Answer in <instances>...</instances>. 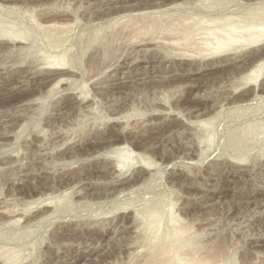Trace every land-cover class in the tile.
<instances>
[{
  "label": "rangeland",
  "instance_id": "374dc122",
  "mask_svg": "<svg viewBox=\"0 0 264 264\" xmlns=\"http://www.w3.org/2000/svg\"><path fill=\"white\" fill-rule=\"evenodd\" d=\"M259 2L220 6L237 18ZM203 6L0 0V210L18 214L0 219V264L14 246L21 264H153L158 244L138 209L154 203L181 221L185 252L215 264H264V71L243 85L264 46L207 65L197 56L186 72L182 54L191 48L167 42L173 34L164 27ZM133 18L140 28L153 18L159 30L132 40ZM5 32L23 33L24 43ZM64 54L75 69L57 88L43 62ZM123 146L152 170L114 177L112 152Z\"/></svg>",
  "mask_w": 264,
  "mask_h": 264
},
{
  "label": "bare ground",
  "instance_id": "6f19581e",
  "mask_svg": "<svg viewBox=\"0 0 264 264\" xmlns=\"http://www.w3.org/2000/svg\"><path fill=\"white\" fill-rule=\"evenodd\" d=\"M222 1L223 0H202V3H204V6L201 7V8H203V10L201 9L202 12L196 13L195 16H189V17L183 18V19H181L182 17H180L178 20L176 19V21L175 20L173 21V24H171L172 26L168 25V27L167 26L164 27L165 28L164 30L166 32H168V34H170V36L172 34H173V36L174 35H180V38L177 40V42L174 41V38H172L173 36L171 38H168L169 40L167 42H169L170 40H173L174 42L171 41V43L179 44L180 41H183L184 44H187V45L184 46L183 43L182 44L180 43V46L182 47L181 49H183V46L185 48L187 46H189L191 48V50L190 49H188V50L184 49V51H187L188 53H191V54H182L183 57L185 56V58L183 60L186 61L187 63L189 62V64H190V66H187L188 69L186 72H192L194 70V69H192V67H194V65H195V62L197 60V56L201 57V59L204 60L203 62L207 65V63H211L215 60H221V61L225 60L226 61L227 59H230L231 57L233 58V56L241 54L242 52L253 51L255 49H258V48H261L264 46V3L261 4V2H259L260 6H255V8L253 7V10L250 11L248 14H246V15L244 14L242 17L236 16L237 18H235V17H229L227 14H225L226 12L224 13V11L222 12V10H221L222 8L220 6V3ZM200 3H201V1H200ZM257 3H258V1H257ZM148 18L144 17V19H146V20ZM162 18L165 19L163 16H162ZM169 18H170V16H169ZM144 19L142 18L141 20L144 21ZM152 19H151V22H149V23L146 21L148 23V25L143 24V23H145V21L143 23H141L139 21V23L142 24V26L140 24L141 28L139 27L138 23L137 24L133 23L134 18H133V20L131 19L127 22V24H128L130 21L131 22L133 21L131 23L132 26L128 27L129 29H131V27H134V25H136V26L138 25L137 28H136V26L134 27L137 30L135 29L134 31H132V32H135V33H132L133 36H135L134 34H136L135 37L132 36V40H133V38H134V40H137V39L139 40L140 38H142L141 37L142 33H143V35L144 34L146 35L148 33L149 35L147 34V37L148 36L150 37L149 32H152L151 36L153 37V35L155 34L153 30H159V28L156 29L158 26L157 27L154 26V23H156V21L155 22L153 21L154 22L153 23ZM163 19L161 21L162 23H163ZM170 19L167 18V21L169 22ZM137 20H139V19H137ZM153 20H155V18ZM165 21H166V19H165ZM175 22H177V23H175ZM150 23H152V24H150ZM160 23H159V25H161V26L164 24V23L163 24H160ZM155 25H158V22ZM115 26L113 27L114 28L113 30L117 29V28H115ZM138 27H139V29H138ZM128 28L126 27V31L128 30ZM60 29L62 30L61 27H60ZM131 30H133V28ZM121 31L123 32V34H125L124 28L121 29ZM143 31H146L147 33L143 32ZM54 32H55V30L53 31V33ZM114 32H117V30H115ZM114 32H113V35H114ZM128 32L131 34L130 30H128ZM19 33H21V32H19ZM19 33L11 34L8 32L5 35L8 36L10 38V40L12 39V41L14 40L17 42V40H19L18 43L21 44V43H24L23 40H25V38H24L23 33L22 34H19ZM161 33H163V32L161 31ZM119 34H120V32L118 34L115 33L114 36L117 37ZM130 34L127 33V37ZM5 35H3V36H5ZM113 35H111V36H113ZM95 36H97V35H95ZM111 36H110V38H111ZM137 36H140V38L139 37L136 38ZM161 36H164V35L162 34ZM97 37L100 38L99 35ZM116 37H115V39L117 40L118 38H116ZM152 37H150V38H152ZM176 37H178V36H176ZM120 38H123V36ZM115 39L112 42L115 43V41H116ZM145 39H147V38L145 37ZM109 43L110 42H108V46L110 49V47H112V45L111 44L109 45ZM105 54L107 55L106 52H105ZM68 56L65 54L62 56H49V55L46 56L45 55L46 59L45 60L43 59L44 61H46V62H43L45 64L43 71L45 72L46 77L47 78L57 77V81H56L54 87H57L60 84H63L64 82H66V80H68V78H66L63 75L66 74L67 72L70 73V71H72V68L75 69V66H73L74 64L72 63V58H68ZM217 64H218V62H217ZM249 70H251V71L245 77V82L243 84L245 87L246 86L251 87L252 85L256 84L258 82V80L261 78V76L263 75V71H264V59H260V61H257L256 65H254L253 68L251 67V69H249ZM46 77H44V78H46ZM84 86H85V84H84ZM244 89L245 88H243V90ZM86 97H88V95ZM81 98H83V97H81ZM85 99L86 98H84V100ZM130 149L123 146L121 148L116 149L117 150L116 152H112L114 155L113 157L115 159V160H113V162L115 161V164L109 166L110 169H108V170L111 172V174H114L113 175L114 177L115 176L120 177V178H121V176L123 177V175L130 168H133V167L134 168L137 167L138 169L141 168L143 170H148V171L152 170L153 167L149 162H147V160L144 161V159H141L142 157L140 158V157L136 156L134 154V152L131 151ZM111 160H112V158H111ZM106 172H107V170H106ZM120 178H118V180ZM126 180H128V179H126ZM117 182H119V181H117ZM127 182L128 181H126L124 183L122 182L119 184L123 185V184H127ZM117 184H114L115 188H116ZM120 185H118V186H120ZM43 202L40 201L39 205L43 206ZM49 204L50 203H48V204L46 203L44 207H47V208L50 207ZM164 205H162V203L161 204L154 203V204H149V205L147 204V206L143 207V209L141 211H140V209H138L139 210L138 213H139L140 217L142 216V218L144 219V223L146 222L145 227L147 229H145V228L144 229L151 231V233H152L151 234L152 235L151 241H154L155 244H158V248H156L155 252H154L155 257H154L152 263L153 264H212V263H214L213 258L209 259V257H207V259H200V258H202V257H200L202 254L198 258L199 251L198 252L196 251L197 255L195 253H192L191 251H190V253L187 251L185 252V250L183 249V244H184L183 239L186 236V234H185L186 232L184 231V227L182 228L180 226L181 221L178 219V217L175 215V213H173V209L172 208L168 209L167 206H164ZM165 207L168 210H166ZM126 209L127 208H125V211H126ZM135 211L137 214V210H135ZM12 213H13V211H12ZM16 215H18V214H16ZM16 215H15V213H14V215H12V214H10V212H7L5 210L4 211L0 210V219L10 218V217H13ZM22 215H23V213H22ZM25 218L26 217L22 216V218L21 217L17 218L12 223H14V224L21 223ZM143 219H141V221ZM186 227H188V226H186ZM151 243H153V242H151ZM14 248H15V246H14ZM8 249L6 250V253H3V255L1 254L2 255L1 258H3V260H4L3 264H21L22 258H21L20 251L19 252L18 251H12L13 250L12 248H11L12 250L8 251ZM19 249H21V248H19ZM190 249H192V248H190ZM2 250L4 251L3 248H2ZM0 252H2V251H0ZM194 252H195V250H194ZM210 257H212V256H210ZM211 261H212V263H211Z\"/></svg>",
  "mask_w": 264,
  "mask_h": 264
}]
</instances>
